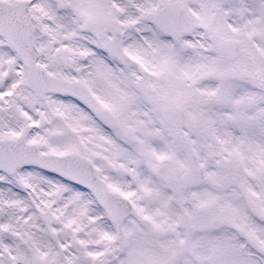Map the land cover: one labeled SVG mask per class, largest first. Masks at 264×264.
<instances>
[{"label": "snow or ice", "instance_id": "1", "mask_svg": "<svg viewBox=\"0 0 264 264\" xmlns=\"http://www.w3.org/2000/svg\"><path fill=\"white\" fill-rule=\"evenodd\" d=\"M0 264H264V0H0Z\"/></svg>", "mask_w": 264, "mask_h": 264}]
</instances>
